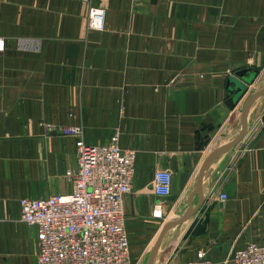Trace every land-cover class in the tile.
Masks as SVG:
<instances>
[{"label": "crops", "instance_id": "obj_1", "mask_svg": "<svg viewBox=\"0 0 264 264\" xmlns=\"http://www.w3.org/2000/svg\"><path fill=\"white\" fill-rule=\"evenodd\" d=\"M91 4L106 11L104 31L89 30L81 0H0V264H37V230L21 221L20 199L72 190L76 139L58 129L82 126L94 146L119 129L122 149L137 152L125 212L131 257L141 262L169 215L187 208L211 151L238 133L241 106L228 107V80L254 68L246 98L264 85V0ZM161 170L173 175L168 197L153 191ZM204 196L157 264L201 251L220 262L264 245V96L246 137L210 167Z\"/></svg>", "mask_w": 264, "mask_h": 264}, {"label": "built area", "instance_id": "obj_2", "mask_svg": "<svg viewBox=\"0 0 264 264\" xmlns=\"http://www.w3.org/2000/svg\"><path fill=\"white\" fill-rule=\"evenodd\" d=\"M81 2L89 6V30L104 31L105 9L93 6L92 0ZM5 46V39L0 38V52ZM58 134L76 139L77 171L66 173L71 192L19 201L21 221L37 230V264H139L131 257L125 212V198L132 192L136 175L137 152L122 149L119 129L100 146L87 144L79 125L60 128ZM172 182L171 172L157 171L154 193L170 196ZM220 200L225 202L227 195L222 193ZM166 264L177 263L170 260ZM184 264H264V245L251 243L220 262L201 251L195 260Z\"/></svg>", "mask_w": 264, "mask_h": 264}, {"label": "water", "instance_id": "obj_3", "mask_svg": "<svg viewBox=\"0 0 264 264\" xmlns=\"http://www.w3.org/2000/svg\"><path fill=\"white\" fill-rule=\"evenodd\" d=\"M259 71L254 68L241 69L236 72L237 79H229L227 82V105L230 109L235 110L240 107L239 129L236 137L223 144L215 147L205 159L197 175L195 186L188 198V206L182 215L173 217L168 220L160 231L152 249L143 264H157V259L165 239L169 236L178 235L177 232L171 233L184 224L191 222L199 209L202 207L205 196V177L214 162L220 157L234 149L246 137L249 131V114L255 103L264 96V85L258 90L252 92L246 98L249 87L254 83ZM196 201V202H195Z\"/></svg>", "mask_w": 264, "mask_h": 264}, {"label": "rangeland", "instance_id": "obj_4", "mask_svg": "<svg viewBox=\"0 0 264 264\" xmlns=\"http://www.w3.org/2000/svg\"><path fill=\"white\" fill-rule=\"evenodd\" d=\"M173 215H174V216H173ZM176 215L178 216V213H174V212H173L172 214L169 215V218H170V217H171V218H173V217H177ZM177 236H178V235H177ZM177 236H169V237H168V240L172 239L173 237H177ZM136 263H137V262H136ZM143 263H144V258L142 259V261H141L139 264H143Z\"/></svg>", "mask_w": 264, "mask_h": 264}]
</instances>
